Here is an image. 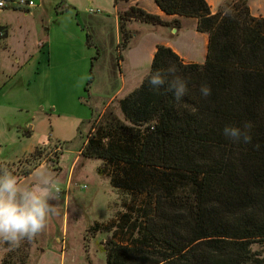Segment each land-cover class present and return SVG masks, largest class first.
<instances>
[{
  "label": "trees",
  "instance_id": "1",
  "mask_svg": "<svg viewBox=\"0 0 264 264\" xmlns=\"http://www.w3.org/2000/svg\"><path fill=\"white\" fill-rule=\"evenodd\" d=\"M122 1L128 0L115 3ZM155 1L167 14L196 17V29L209 34L208 53L204 63H186L159 44L149 73L118 103L123 116L115 107L91 120L81 155L103 159L115 188L149 197L147 204L141 199L131 238L106 241V264H264V17L253 16L247 0L216 13L207 0ZM59 7L74 8L62 0ZM131 18L181 24L132 5L121 12L124 48ZM169 65L187 83L179 103L165 89L149 91L147 76ZM202 84L211 87L207 98L200 95ZM245 124L251 125L250 143L222 134L225 125ZM50 146L28 154L33 166L24 175L43 163ZM61 152L56 145L47 166L61 170ZM9 263L6 256L3 264Z\"/></svg>",
  "mask_w": 264,
  "mask_h": 264
},
{
  "label": "rangeland",
  "instance_id": "2",
  "mask_svg": "<svg viewBox=\"0 0 264 264\" xmlns=\"http://www.w3.org/2000/svg\"><path fill=\"white\" fill-rule=\"evenodd\" d=\"M153 26L148 23L135 24L137 29L147 35ZM155 28L160 27L157 25ZM191 29V23L186 21L184 30L190 31ZM162 30L164 33L167 32L165 29ZM157 37H153V39ZM13 42L17 43V39L13 38ZM150 44L147 43L142 48L139 44L135 45V88L142 83L150 71L152 63ZM77 67L79 68L76 70L67 63L60 65L59 68L54 66L51 69L53 81H56L61 75H72L74 79H80L78 88L82 93L75 91L77 86L75 82L63 85L53 84L46 95L44 107L46 111L54 114L44 118L41 129L37 128V130L40 129V132L32 138L25 135V132L30 129L36 110L33 112V110L16 108L17 100L6 98L7 96L3 92L9 91L12 87L15 89L17 83L14 81L12 84L8 80L6 84H3V79H0V169L7 168L17 180H20L24 176L22 172L33 166V164L27 163L25 158L33 151L44 131V133L52 135L53 141L61 140L57 141L55 145L51 144L42 161L45 163L47 158L51 160L57 145L62 150L59 162L61 170H56L53 166H47L45 163L32 175L24 178L19 183L20 186L29 187L41 182L44 177L51 176L57 179L59 186L65 192L66 181L72 174L73 179L70 184L75 188L74 195L69 194L70 203L64 193L59 200L50 201L51 204H54L56 213L50 215L45 230L32 241L25 240L15 248L2 242L0 264H3L6 256L10 260L9 264H106V241L114 238L118 242H127V238L132 236V227L135 225L137 217L136 211L140 207H144L141 199L146 197L145 203L149 202V197L146 194L142 195L115 188L111 183L110 172L108 168L106 169L103 159L84 158L82 155L81 158H78V152L88 134L85 125V127L82 126V132L79 131L80 124L82 121L92 119L94 114L100 113L107 103L102 99L91 100L86 87H90L88 85L90 83L94 89L103 88L104 75L108 70L104 64L102 66L99 64L93 71V76L92 72L88 73V70L86 73L89 77H83L82 66L77 65ZM72 69L74 71H71ZM112 74L114 79L116 71L112 70ZM89 80L91 81L89 82ZM124 96L125 92L121 91L118 94V97ZM118 103L119 101L115 100L109 108L116 107L122 117L123 114L117 107ZM60 113H69L66 115L73 113L76 116L57 115ZM56 132H62L64 136L62 138H59L57 134L53 136ZM100 168H103L104 171H100ZM148 208L146 205V209ZM94 225H97V228L90 229ZM254 248L261 247L255 245Z\"/></svg>",
  "mask_w": 264,
  "mask_h": 264
},
{
  "label": "crops",
  "instance_id": "3",
  "mask_svg": "<svg viewBox=\"0 0 264 264\" xmlns=\"http://www.w3.org/2000/svg\"><path fill=\"white\" fill-rule=\"evenodd\" d=\"M56 1L36 0V6L28 9L0 7V27L5 31L0 39V73L2 74L0 79H3V84H6L8 80L12 84L14 81L17 83L15 89L12 87L9 91L5 90L3 94L7 96L6 98L17 100L16 108L33 110V112L36 110L32 117V125L28 130L30 132L28 137L38 135L44 118L54 114L46 111L44 107L46 95L53 84L63 85L75 82L77 84L75 91L82 93L78 88L80 79L76 80L72 75H61L53 81L51 69L54 66L59 68L60 65L68 63L71 68L77 70L79 68L77 65H80L83 68V77H85L88 76L86 73L88 70L91 74L93 57L98 52L97 58L94 59L93 71L97 65L104 64L108 72L104 75V87L94 89L90 84L88 94L91 100L102 99L107 103L100 113L92 116L93 119L101 116L115 100L120 101L123 98L118 97L121 91L125 92L126 96L135 89V45L139 44L142 48L143 45L151 43L149 47L152 59L159 44L172 47L186 63H204L207 58L209 34L196 29L198 19L167 14L155 0H128L118 4L115 0H62L64 5L74 7L68 10L63 7L57 8ZM236 1L207 0L213 13L228 9ZM247 3L253 16L264 17V0H247ZM132 5H139L149 12L161 15L166 20L179 18L181 24L178 29L153 24L151 32L147 35L135 27L136 23L147 22L131 18L125 22L128 46L124 48L121 12ZM186 21L191 23L190 31L184 30ZM157 25L160 28H155ZM162 29L167 32L164 33ZM88 34L91 36L90 43ZM156 36L158 37L153 39ZM13 38L17 39V43L13 42ZM112 70L116 71L114 79ZM38 109L40 111H37ZM66 114L69 113L57 115L76 116L73 113L72 115ZM92 119L82 121L79 126L81 132L82 126L85 125L89 133ZM39 127L40 129L37 130ZM55 134L59 138L64 136L62 132H56L53 136ZM38 140L35 147L40 144L55 145L61 139L55 142L52 135L43 131ZM80 150L78 158H81ZM43 165L45 163L28 175H24L18 182L32 175ZM72 179L71 174L66 181V190L63 192L69 203V194L72 196L75 193L74 186L70 184Z\"/></svg>",
  "mask_w": 264,
  "mask_h": 264
},
{
  "label": "clouds",
  "instance_id": "4",
  "mask_svg": "<svg viewBox=\"0 0 264 264\" xmlns=\"http://www.w3.org/2000/svg\"><path fill=\"white\" fill-rule=\"evenodd\" d=\"M177 72L175 65H169L163 74L159 70L150 73L147 76L149 91L159 95L161 89H165L179 103L188 93V87L186 81L176 75ZM165 84L167 87L162 88ZM199 92L207 98L211 95V87L202 84ZM250 128V124H245L243 129L225 125L222 134L234 143H250ZM61 192L54 177L47 176L32 186L21 187L11 171L0 169V241L12 248L19 247L25 240L32 241L45 230L50 215L56 213L50 201L59 200Z\"/></svg>",
  "mask_w": 264,
  "mask_h": 264
},
{
  "label": "built area",
  "instance_id": "5",
  "mask_svg": "<svg viewBox=\"0 0 264 264\" xmlns=\"http://www.w3.org/2000/svg\"><path fill=\"white\" fill-rule=\"evenodd\" d=\"M36 4H37L36 0H0V7L10 6L13 8L28 9L33 6H36ZM91 11H94V10L91 9ZM4 34H5V31L0 30V36H3ZM60 188L62 189L61 186ZM62 194H63V189H62L60 196H62Z\"/></svg>",
  "mask_w": 264,
  "mask_h": 264
}]
</instances>
